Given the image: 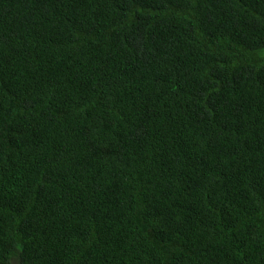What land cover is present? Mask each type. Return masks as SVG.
Segmentation results:
<instances>
[{
  "label": "trees",
  "instance_id": "16d2710c",
  "mask_svg": "<svg viewBox=\"0 0 264 264\" xmlns=\"http://www.w3.org/2000/svg\"><path fill=\"white\" fill-rule=\"evenodd\" d=\"M0 264H264V0H0Z\"/></svg>",
  "mask_w": 264,
  "mask_h": 264
}]
</instances>
